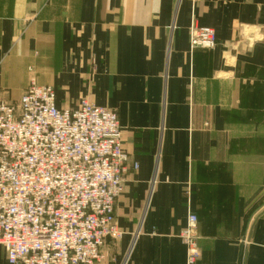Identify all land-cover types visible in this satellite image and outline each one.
Instances as JSON below:
<instances>
[{
  "label": "crops",
  "instance_id": "obj_1",
  "mask_svg": "<svg viewBox=\"0 0 264 264\" xmlns=\"http://www.w3.org/2000/svg\"><path fill=\"white\" fill-rule=\"evenodd\" d=\"M193 24L215 30L214 49L190 48ZM257 37L264 0H0L1 102L18 104L35 78L60 110L89 98L118 114L129 170L115 216L126 235L100 264H185L190 213L196 264H264Z\"/></svg>",
  "mask_w": 264,
  "mask_h": 264
},
{
  "label": "built area",
  "instance_id": "obj_2",
  "mask_svg": "<svg viewBox=\"0 0 264 264\" xmlns=\"http://www.w3.org/2000/svg\"><path fill=\"white\" fill-rule=\"evenodd\" d=\"M216 45L214 29L191 26L192 50ZM122 138L115 111L86 98L60 110L53 87L34 78L17 105L0 101V246L9 264H100L104 247L124 238L115 216L129 170ZM198 231L190 213L185 264L200 258Z\"/></svg>",
  "mask_w": 264,
  "mask_h": 264
},
{
  "label": "rangeland",
  "instance_id": "obj_3",
  "mask_svg": "<svg viewBox=\"0 0 264 264\" xmlns=\"http://www.w3.org/2000/svg\"><path fill=\"white\" fill-rule=\"evenodd\" d=\"M246 36H247V34H246ZM260 36H262V35H260ZM263 37V36H262ZM259 38V37H257L256 38V40H260V41H264V39L263 38ZM259 42V41H258ZM35 79V78H34ZM38 83V82H37ZM83 99H85V98H83ZM87 100H89V101H91V99H89V98H86ZM92 102V101H91ZM14 105H17V104H14ZM107 108V107H106ZM109 109V108H108ZM112 110V109H111ZM114 111V110H113ZM116 112V111H115ZM117 113V112H116ZM118 115V114H117ZM199 232V231H198Z\"/></svg>",
  "mask_w": 264,
  "mask_h": 264
}]
</instances>
